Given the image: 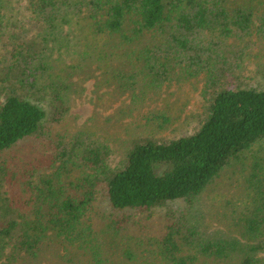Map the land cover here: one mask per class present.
I'll return each instance as SVG.
<instances>
[{"label": "trees", "instance_id": "16d2710c", "mask_svg": "<svg viewBox=\"0 0 264 264\" xmlns=\"http://www.w3.org/2000/svg\"><path fill=\"white\" fill-rule=\"evenodd\" d=\"M95 70L134 103L201 77L207 103L189 135L140 136L112 166L93 133L55 128ZM263 140L264 0H0V264H113L124 238V263L264 264V156L226 232L196 215ZM157 213L160 237L131 233Z\"/></svg>", "mask_w": 264, "mask_h": 264}, {"label": "rangeland", "instance_id": "374dc122", "mask_svg": "<svg viewBox=\"0 0 264 264\" xmlns=\"http://www.w3.org/2000/svg\"><path fill=\"white\" fill-rule=\"evenodd\" d=\"M256 51L257 47L254 48ZM249 60L247 58L245 61L247 74L253 72L255 64L247 63ZM99 73L95 70L93 76L80 83H76L78 75L72 76L74 82L65 96L70 109L64 121L55 128L60 134L76 131L93 133L111 148L109 162L112 166L125 158L133 140L140 136L179 138L189 135L195 129L207 103L201 96V77L181 83L172 82L156 91L149 90L146 96L134 103L129 92L118 97L105 94L108 88L100 83ZM36 148L40 150L41 145L37 144ZM252 152L253 156H264V140L255 143L238 163L230 165L213 189H207L201 194L196 215L200 220L204 217V223L208 224L206 231L209 233L216 229L226 232L228 223L234 222L235 215L248 202L245 180L249 173H242L241 169L242 163L246 166L252 164ZM162 227L163 218L161 213H157L156 217L146 221V228L133 227L130 230L133 234L143 232L146 237L156 239L160 237ZM127 246L126 238L123 243H111L107 250L112 254L113 264H132L124 263L119 256ZM52 256L55 258V255Z\"/></svg>", "mask_w": 264, "mask_h": 264}]
</instances>
